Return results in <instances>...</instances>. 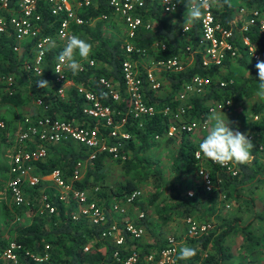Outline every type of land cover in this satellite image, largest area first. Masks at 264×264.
Returning <instances> with one entry per match:
<instances>
[{
  "label": "trees",
  "instance_id": "16d2710c",
  "mask_svg": "<svg viewBox=\"0 0 264 264\" xmlns=\"http://www.w3.org/2000/svg\"><path fill=\"white\" fill-rule=\"evenodd\" d=\"M245 2L249 4L248 6L258 8L264 14V0H245ZM37 3V8L42 15V30L54 36V27L59 16L49 14L42 1ZM186 4V0L177 3L176 11L171 13L172 16L174 15V19L171 21L160 16L161 8L158 0H144L141 17L143 20L150 19L151 25L148 29L139 28L133 40L148 50L152 41L162 42L163 48L158 47L154 51L151 50L150 54L156 59H164L176 53L185 55L187 51L184 50L182 37L178 35V27L185 19ZM76 11L84 21L81 24H71L72 35L78 31H83L88 36V41L97 42L88 57V59L93 60V65H89L86 59L82 61V68L77 75H73L68 68L65 70L70 84L64 89L62 95L55 91L56 83L51 72L52 63L62 50L60 41L55 39L54 46L50 50L49 47L46 48L41 60V70L39 73H34L25 67V62L29 61V46L32 40L23 42L22 49L15 51L11 47L13 43L11 33H0V74H10L13 78L8 91H0V101L5 108L7 107L6 110L13 111L17 106L28 102L30 97L33 101L36 98H41L48 107L43 111L39 109L38 112H47L51 115L91 124L95 119L81 113L83 99L75 88L76 85L81 84L94 91L102 103L123 113L125 100L122 93L120 61L125 57V53L119 46L121 40L109 41L102 35L104 19L100 18V14L105 13L108 17L110 9L104 0H91L88 6L78 7ZM233 11V4L232 7L223 3L212 7L214 16L223 26L230 24ZM97 17L98 19H95ZM92 18L95 20L89 25L88 22ZM47 23H51V25ZM197 28L198 21L190 22L187 34L188 41L192 46L196 41ZM233 33L230 41L236 50L235 56H232L235 58V67L246 68L250 74L247 73L243 76L233 68L231 69V61L227 57L228 55L220 63V65L225 64L228 70L221 73L218 69L219 65L204 66L201 64L200 53L193 52L192 62L183 69L178 71L161 70L163 72L162 77L166 75L164 80H167L169 84L170 90L168 92L164 91L163 94H157L155 92L159 87L156 89L144 88V99L156 106L173 103V99L181 89L182 84L193 74L208 75L210 82L200 94L188 95L186 108L187 114L190 116L205 117L207 103L215 99L229 97L233 103L236 98L251 96L254 90L258 88V71L253 67L246 45L241 44L239 38L241 35L247 36L249 44L257 52L264 55V33L258 31L255 25H250L243 32L234 29ZM130 56L135 57L133 54ZM77 58L79 57L76 56ZM139 71L143 76V69L140 66ZM98 76L109 78L118 85L120 94L118 100H113L109 94L101 92L96 81ZM39 79L47 80L48 86L46 88L37 87L36 82ZM229 79L230 81H228ZM219 80H225L226 83L219 85ZM143 83L146 82L143 80ZM2 85L4 84L0 81V86ZM26 90L29 93H25ZM258 99L253 101L254 104L252 102V110L258 118L250 121V126L255 134L254 138L251 139L254 144L251 149L253 156L251 163L236 164L237 172L231 174L220 169L207 158L203 157L201 161H198L193 157V150L197 145L183 133H180L178 134V146L170 164V168L174 170V176L177 178L176 182L172 180L161 181L159 170L157 171L155 168L150 169L149 172L139 171L144 168L142 165L145 160L142 155L143 152L155 143L154 135L159 137L165 132L169 121H173L172 118L166 114L155 113L148 118H140V124H138V119H132L126 115L125 127L131 133V139L126 142L125 147L130 151V156L118 162L122 163L123 172L129 177L118 182L115 186H107V191L96 190L93 196L88 193L87 199L93 200L102 207L105 215L104 222L93 224L79 213V215H74L73 212L77 209V204L69 192L65 194L63 199H58L57 192L45 190V200L53 206V210L49 212L42 208V210L33 213L31 211L35 207V203L37 204L43 196L40 195L41 192L38 188L46 181L40 180L33 185L25 184L23 186L24 196L28 198V201L15 207V211L17 213H21L23 209L29 211V218L26 223L13 227L12 241L19 244L18 248L12 249L14 260L0 255V264H117L118 260L112 255L115 250L117 256L123 257L140 247L137 255L141 257L148 251H157L165 246L166 241L158 239H154L151 243H140L135 239H129V232L124 227L125 222L113 221L109 213L111 203L118 201L116 199L109 200V196L112 195L113 198L118 197L121 200L124 193L135 189L140 175H147L146 172L155 176V181H151L153 191L147 195L145 200H134L130 203L137 205L138 210H140V215L134 216L131 221L133 226H140L142 229L153 232L145 212L147 205L153 208L160 223H166L172 215L185 219L187 217L192 218L196 213L198 214L197 218H202L204 222L209 224L197 236L186 237L185 239L184 246L195 248L196 255L190 259L181 260L178 253L175 264H183L184 261L190 264H228L225 261L232 255V247H230V239L228 238L233 237L234 239L235 234L239 236L238 244L241 248L238 254L239 261L236 264H264V198H257L251 192L248 195L243 192L245 188L250 191L254 190L258 184L254 182V185H251V181H262L263 176L261 174L264 172V163H260L259 157L256 155L258 144L264 148V100L258 101ZM114 116L117 118V114ZM0 118L5 119V116L2 115ZM85 152V147L73 140L50 143L47 146L44 159L34 161L35 172L46 174L53 168H58L62 177L66 179L69 177L75 161L83 159L86 155ZM106 158L109 159L105 154L98 153L91 162L86 161L84 172L78 180L73 181V186L84 188L86 191L88 188H94L96 183L99 188L103 186V175L97 169L101 167ZM199 164H202L210 173L212 187L209 190L204 188L196 174V168ZM187 172L192 174L194 178L196 176L197 180L193 177L189 179L184 177L183 175ZM214 175L219 177L216 185L214 184L216 178ZM165 184H167L170 192L167 197L163 196ZM0 185L2 187L1 182ZM188 190H190V194H187ZM220 192L224 193L223 198L219 197ZM225 197L234 199L238 205L232 213L233 215L227 218L226 216L219 217V214H216L214 220H210L209 215L214 211L216 203L223 201ZM257 200L259 205H255ZM204 202L209 204L206 208L202 206ZM2 206L8 215L12 213H9L5 202L2 203ZM235 212H241V214ZM245 213L249 217L244 222L243 214ZM252 221L259 223V227L262 228L261 233H255L251 226ZM113 222L123 238L121 245H116L110 238L102 237L99 234L101 229L109 227ZM44 244L48 245L47 257L40 260L33 258V256L42 255ZM5 245V239L0 237V248ZM84 245H87L86 249H83Z\"/></svg>",
  "mask_w": 264,
  "mask_h": 264
},
{
  "label": "built area",
  "instance_id": "2783aa9c",
  "mask_svg": "<svg viewBox=\"0 0 264 264\" xmlns=\"http://www.w3.org/2000/svg\"><path fill=\"white\" fill-rule=\"evenodd\" d=\"M38 1H42L51 15L59 16L54 27V33L50 35L42 30V15L37 8ZM110 12L117 15L124 26V37L120 43L121 50L125 53V57L120 61V74L122 80V93L125 100V109L122 112L111 108L107 104L100 101L97 94L78 84L75 86L76 91L83 99L81 113L84 116L93 117L95 120L90 124L80 122L74 119H66L47 112H38L32 116L24 115L20 122V127L13 136L12 149L9 155L7 165V179L5 187L10 203L14 207H18L26 202L23 186L33 185L39 181V176L34 173V161L42 160L46 156L47 146L50 143L58 141L73 140L85 147V162H91L98 153L105 154L109 159L123 161L128 155V148L125 147L126 142L131 139V133L125 127L126 115L132 119L150 117L155 113L169 115L173 121L177 123L180 131L204 132L207 129L206 115L210 110L228 111L232 107V100L229 97L223 99H215L207 104L205 117H194L187 114V97L188 95L200 94L207 84L210 82L208 75L193 74L182 84L181 89L177 92L173 103H164L159 106L149 103L144 99V88L156 89L159 86L157 73L159 70L178 71L183 69L180 60V54L176 53L164 59H156L150 55L147 48L139 45L135 40L137 30L139 28H150V22L143 20L141 17V9L144 0H104ZM91 0H0V33H11L13 37L12 49L20 51L22 43L32 40L29 46V61L25 62V67L34 73L41 70V60L46 48L55 39L63 43L62 50L57 54L52 63L51 72L53 80L56 83L55 91L62 95L64 89L70 84L66 77L65 70L67 67L60 63L58 57L63 51L67 37L72 35L71 24H81L84 19L77 14L76 8L86 7ZM161 11L173 12L177 9V0H158ZM174 8V10H173ZM240 11L244 12L243 19L237 24L231 20L228 26H223L214 16L212 8L207 10L201 20L198 21L197 37L194 46L190 43H184V50L189 53L199 52L201 55V64L204 66L210 64H218L226 56H235L236 50L230 41L234 35V29L243 32L250 25H255L258 31L264 33V16L262 11L256 7H250L246 11L241 7ZM187 11V4L185 6ZM101 18H105L106 14L101 13ZM51 25V23H47ZM189 23L181 22L178 27V35L180 37L188 36L187 30ZM241 44L246 45L247 51L251 56L256 58L257 54L252 52V46L249 44L248 38L241 35L239 38ZM153 48H163V43L152 41ZM133 54L135 57H131ZM89 65H93L92 59L86 61ZM141 62V63H140ZM138 65L143 69V76L140 74ZM82 68V65H81ZM59 70L61 73L56 72ZM143 80L146 82L143 83ZM0 81L11 85L13 78L10 74H0ZM96 81L102 93L109 94L113 100H118L120 94L118 85L109 78L98 76ZM230 81V79L228 80ZM219 85H224L225 80H219ZM35 104L42 111L48 105L41 98L34 99ZM231 102V103H230ZM230 103V104H229ZM117 114V118L114 115ZM5 128V124L0 119V135ZM174 129L173 126L167 125L166 132L170 133ZM154 135V138H157ZM193 150V157L201 161L203 155L199 151V143ZM210 160V159H209ZM211 161V160H210ZM214 163L213 161H211ZM216 164V163H214ZM220 169L235 174L237 168L230 164L222 167L216 164ZM51 180L57 185L58 199H63L65 194L69 192L77 204L79 214L86 217L90 223L100 224L105 220L102 207L93 200H88L87 192L84 188L73 186V181L78 180L82 175V159H78L74 163V167L68 178H63L58 168L50 171ZM196 174L201 180L204 188L209 190L212 187V180L208 169L202 164L196 168ZM139 189H133L124 193L120 201L111 203V210L122 211L124 205L130 204L139 196ZM190 194V190L187 191ZM223 198L224 193H220ZM42 196V208L52 211L53 206ZM224 206H227L225 203ZM140 215V213H139ZM186 235L189 237L197 236L201 231L208 227V223H198L193 218L187 217ZM125 229L132 235L138 236L142 232L140 226H133L126 223ZM100 236L110 238L114 244L121 245L123 238L119 234L115 223L109 227L101 229ZM19 244L9 241L0 251V255L14 260L12 249L18 248ZM47 244L43 246L41 256L33 258L40 260L47 257ZM87 245L83 246L86 249ZM32 255V254H31ZM113 257L118 260L117 264H175L176 248L171 238L166 240L165 246L155 252L148 251L139 257L134 251L126 256H117V251L112 253ZM183 264H190L184 261Z\"/></svg>",
  "mask_w": 264,
  "mask_h": 264
},
{
  "label": "rangeland",
  "instance_id": "374dc122",
  "mask_svg": "<svg viewBox=\"0 0 264 264\" xmlns=\"http://www.w3.org/2000/svg\"><path fill=\"white\" fill-rule=\"evenodd\" d=\"M230 2L233 4L234 7L237 6H243L245 9H247V7H251L248 6L249 4H247L245 2V0H230ZM217 6V5H216ZM249 9V8H248ZM263 14V12H262ZM264 16V15H263ZM98 18V17H97ZM103 36L106 37L109 41H113V40H122L121 38L123 37V30H122V26L120 21L118 20V18L116 16H108L106 18H103ZM75 35H77L79 38L85 40L86 42L90 43L92 45V48L96 45L97 41H88V36L86 35L85 32L83 31H78ZM186 55V54H185ZM185 55H183V59L182 57H180V60L182 62V60L185 62L186 59H188V57H186ZM78 56V55H77ZM79 57V56H78ZM79 59L78 62L83 63L82 61H85V59L82 58H77ZM232 60V59H231ZM261 59L259 58V61ZM187 61V60H186ZM234 61V62H233ZM232 61V65H230V67H232L235 71L239 72L241 75L245 76L247 75V69L246 68H239V67H235V58ZM183 64V62H182ZM185 65V64H183ZM162 71H164L163 69H161ZM162 71L159 72V76H160V83H159V88L158 90L155 92L157 94H163L164 91L168 92L169 89V84L167 82V80H164V77H162ZM222 71V70H221ZM157 75V74H156ZM256 92H254L251 96H245L243 97H239L236 98L233 103H232V107L228 110V111H223L221 112L220 110H215L217 112L220 113L221 116H223V118L225 119L226 122H230L229 123V127L232 128L233 130H239L240 132H245V128H247L246 126L250 125V121H252L254 112L252 110V105L254 104L253 100L255 98ZM256 99H258V97H256ZM253 102V104H252ZM208 104V103H207ZM19 109V108H18ZM209 113H207L206 115V119H207V129L204 132H200V131H191V132H185V131H180L177 128V123L175 121H169L168 125H171L174 127V129L168 133L165 132L155 138L153 145L150 146L148 149H146L143 152V156H144V162L142 163V165L144 166L143 169H138L139 171H150V169H154L155 170H159V177L160 180H172L174 182L177 181V178L174 176L175 173L173 172L174 170H172L170 168V164L172 161V157L174 152L177 149L178 146V134L183 133V135H185L187 138H189L193 143H195V145L198 144V141L202 138L205 137L208 133L209 130ZM255 117L257 118V116L255 115ZM9 128V125H8ZM10 130V129H9ZM136 143V141H135ZM140 155V154H139ZM130 156V151L128 152L127 157ZM258 157H261L260 160L264 163V150H262L259 154H257ZM121 162L112 160V159H105L103 164L101 165V167L99 169H97L98 172H101L103 175V179H102V183L103 186H101L99 188V186H96L94 188H88L86 191L87 195L88 193H90V195H95L94 192L96 190H105L107 191V186H115L118 182L124 181V179L128 178L129 175L125 174L123 172V167L121 166ZM206 167L209 168V166L206 165ZM148 172H146L147 175H140L141 177L139 178V180H137L136 182V189H139L140 194L137 197L136 200H145L147 195L152 192L153 190L151 189V185L152 182L151 181H155L154 178V174L150 175ZM264 173V172H263ZM262 173V174H263ZM186 178H190L193 177V179L197 180V177L192 176V174L188 173L183 175ZM213 176V174H212ZM216 175H214L215 177ZM218 176H216L215 178V182L214 184L216 185L218 183ZM262 184H264V182H261ZM254 185V182L251 181V185ZM263 188V187H262ZM40 195H46V191L48 190V186L46 183H44L42 186H40L38 188ZM50 191V190H49ZM244 193H246L248 195V193H253L257 198L260 197L259 195L263 194V189H258V188H254V190L252 189L250 190H243ZM169 192V188L167 187V184H165L164 186V190H163V196L167 197ZM223 193V192H220ZM219 193V197L222 198L220 196ZM162 196V195H160ZM114 196H109V200H120V198L115 197ZM26 198V203L28 201V198ZM108 200V202H109ZM8 206V212L6 210L3 209L2 203H4ZM8 201L6 199H1L0 198V237H3L6 241V244L9 241H12L13 236H14V230L13 227L15 225L18 224H24L27 222L28 220V216H29V211H24V209L22 210L21 213H17L15 211V207L13 205H11V203H9V205L7 204ZM225 203L227 204V206H224ZM209 204L208 203H203L202 206L203 208H206ZM255 205H259V201L257 200L255 202ZM237 203L234 199L232 198H227L225 197V199L223 201H220L218 203H216L214 211L211 213V215H209V219L210 220H214L215 215L219 214V217L222 216H226L227 218H230L231 215H233L232 213H234L235 208H237ZM145 212L147 214V217L151 223L150 227L152 229L153 232L147 231L145 229H142V232L136 236V237H132L131 234L128 235L129 239H135L137 241H139L140 243H144V242H153L154 239H158L160 241H166L168 238H171L172 241L175 244V248H176V256L179 253L180 248L184 247L185 245V239L186 237H189L186 235V222L184 221L183 218H179L176 217L175 215H172L171 218L166 222V223H160V221L158 220V218L156 217L153 208L149 205H147L145 207ZM42 210V204H41V199H39V201L37 202V204L35 203V207L33 208V210L31 212H37ZM111 214V217L113 219V221L118 222V221H124L126 223L131 224L132 219L134 218V216H139L140 210H138L137 205L134 204H129V205H124L123 206V210L122 211H113L111 210L109 212ZM235 213H239V215L241 214V212H235ZM244 213V212H243ZM74 215L78 214L77 209L75 210V212H73ZM79 215V214H78ZM197 215L195 213V215L192 217L196 222L198 223H202L204 222V220H202V218H197ZM243 219L244 222L247 220V218L249 217L246 213L243 214ZM243 222V223H244ZM206 223V222H205ZM253 230L255 231V233L259 234L261 233L262 228L259 227V223L252 221L251 224ZM229 243L231 244L230 247H232V255L231 257H229L225 262L228 264H236L239 260H238V254L241 250L239 243V236L235 234V237L233 239V237H229ZM166 244V242H165ZM4 247V246H3ZM1 247V248H3ZM0 248V250H1ZM138 251H140V247H137L134 252L138 253ZM152 252H155V250H151ZM260 255V254H259ZM258 255V256H259Z\"/></svg>",
  "mask_w": 264,
  "mask_h": 264
},
{
  "label": "clouds",
  "instance_id": "9594fccd",
  "mask_svg": "<svg viewBox=\"0 0 264 264\" xmlns=\"http://www.w3.org/2000/svg\"><path fill=\"white\" fill-rule=\"evenodd\" d=\"M186 3L187 18L191 23L201 20L205 12L213 6L223 3L228 7H232L230 0H186ZM53 46L54 42H51L49 50ZM91 52L92 45L90 43L79 38L77 35H70L67 37L66 45L59 54L58 59L61 64L71 70L73 75H77L81 70V65L76 56L78 55L80 58L86 60ZM255 67L258 69L259 82L256 95L261 100H264V61H258ZM55 71L61 73L58 69ZM247 72L250 74L248 69ZM48 83L47 80L39 79L36 85L40 88H46ZM220 111L223 112L222 109ZM208 120L210 125L208 133L199 143V151L203 157L210 159L222 167H227L230 164H250L253 159L251 149L254 147V144L248 135L230 128V122H226L223 116L215 110H210ZM195 255V248L184 246L179 250V259L181 260L190 259Z\"/></svg>",
  "mask_w": 264,
  "mask_h": 264
},
{
  "label": "crops",
  "instance_id": "0c3cea01",
  "mask_svg": "<svg viewBox=\"0 0 264 264\" xmlns=\"http://www.w3.org/2000/svg\"><path fill=\"white\" fill-rule=\"evenodd\" d=\"M179 1H181V0H179ZM177 3H178V0H177ZM243 8V10L244 11H246L248 8H250V7H247V9H245L243 6H237V7H234V11H233V13H232V17H231V19H230V21L231 20H235L236 21V23L238 24L242 19H243V17H244V12H242V11H240L239 9L240 8ZM253 7V6H252ZM80 8V7H79ZM77 9V8H76ZM174 12V11H173ZM173 12H163V11H161L160 12V16L161 17H163V18H165V19H168V20H173L174 19V15L172 16L171 15V13H173ZM185 19L182 21V22H184V21H186V22H188L189 24H190V22L188 21V18H187V13H186V11H185ZM111 15H113V16H116L117 18H118V20L120 21V23H121V26H122V30H123V37H124V26H123V23L121 22V20H120V18L117 16V15H115V14H113V13H111L110 12V15L109 16H111ZM264 15V14H263ZM101 18V17H100ZM95 19H98V18H95ZM94 18H92L91 19V21L90 22H88L89 23V25H91L93 22H94V20H95ZM146 20H148L149 22H150V25H151V20L150 19H146ZM123 37L121 38V39H123ZM188 36H187V38L186 37H182V41H184V43H189V41H188ZM122 41V40H121ZM121 41H120V43H121ZM61 43V42H60ZM61 46L63 45V43L62 44H60ZM63 47V46H62ZM149 50H150V53H151V50H155V48H153V45H152V43H151V45H150V48H149ZM148 50V51H149ZM248 52V54H249V57H250V60L252 61V63H253V67L255 68V69H257L256 67H255V65H256V63L259 61V58L261 59L260 61H264V55H263V53H260V52H257L256 51V49L252 46V52H254V53H256L257 54V57L256 58H254V57H252L251 56V54H250V52L249 51H247ZM149 53V54H150ZM151 55V54H150ZM181 57H182V59H183V54L182 55H180ZM186 57H188V59H186L185 60V62L182 60V62H183V64H185V65H183V67H185L186 65H188V64H190L191 62H192V56H193V53H189V52H187L186 53V55H185ZM227 56V55H226ZM229 59H230V61H231V65H232V61H233V57H231L230 55H228L227 56ZM225 58V57H224ZM223 58V59H224ZM222 59V60H223ZM232 59V60H231ZM221 60V61H222ZM234 62V61H233ZM141 63V62H140ZM221 63V62H220ZM220 63H218V64H215V65H219L218 66V69H219V72H221V73H225L227 70H228V67L225 65V64H221L220 65ZM82 65V64H81ZM138 68H139V65H138ZM231 69H232V67H231ZM222 70V71H221ZM161 70H159L158 71V73H157V77L160 79V76H159V72H160ZM257 71H258V69H257ZM70 81V80H69ZM4 85H2V86H0V91L1 92H6V91H8V89L10 88V86L12 85H7L5 82H2ZM258 89V88H257ZM257 89L256 90H254V92H257ZM28 92V90H26V92L25 93H27ZM253 92V93H254ZM29 93V92H28ZM256 97L257 96H255V98L253 99V100H257L256 99ZM259 100H261V99H258V101ZM28 102H25L24 104H21V105H19V106H17L16 108H14V110L13 111H11V110H6L7 109V107L5 108L2 104H1V101H0V116H5V119H2V118H0V119H2V121L4 122V124L5 125H7V126H5V128L3 129V132L1 133V135H0V182L2 183V187H1V185H0V198L2 199H6L7 201H8V205H9V203H10V201H9V197H8V194H7V190H6V187H5V183H6V179H7V165H8V160H9V155H10V153H11V149H12V140H13V136H14V134L17 132V130L19 129V127H20V122H21V119H22V117L24 116V115H30V116H32V115H34V114H36V113H38V111H39V108L37 107V105L35 104V102L33 101V99L30 97V99L29 100H27ZM262 101V100H261ZM13 107H15V106H13ZM19 108V109H18ZM9 114V115H8ZM256 116H257V114L256 113H254ZM255 115H253V118L254 119H252V120H256L257 118H258V116H257V118L255 117ZM8 125H9V128H8ZM247 128H245V132H243V133H246L247 135H248V137L250 138V139H252V138H254V136H255V134H254V131H253V129L251 128V126L250 125H248V126H246ZM10 129V130H9ZM74 147H76V146H74ZM257 151H256V155L257 154H259L262 150H264V148H262V146L260 145V144H258V146H257ZM264 157V156H263ZM260 158L261 157H259V162L260 163H263L261 160H260ZM85 164H86V162H85V159L83 158L82 159V173L84 172V168H85ZM34 173L35 174H37L38 176H39V181L40 180H45L46 181V184H47V186H48V190H50V191H54V192H57L58 190H59V188L57 187V185H55V183L51 180V177H50V172L49 173H46V174H39V173H37V172H35V168H34ZM262 176H263V178L261 179L262 181H257V180H254L253 182H255V183H257L258 185H257V187L256 188H258V189H263V194H261V195H259L260 197V199L261 198H264V184H262L261 182H264V173L263 174H261ZM263 187V188H262ZM261 202V201H260Z\"/></svg>",
  "mask_w": 264,
  "mask_h": 264
}]
</instances>
